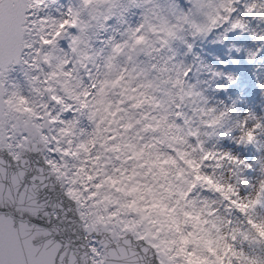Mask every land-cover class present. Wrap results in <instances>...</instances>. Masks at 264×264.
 Instances as JSON below:
<instances>
[{
    "label": "snow or ice",
    "instance_id": "snow-or-ice-1",
    "mask_svg": "<svg viewBox=\"0 0 264 264\" xmlns=\"http://www.w3.org/2000/svg\"><path fill=\"white\" fill-rule=\"evenodd\" d=\"M0 264H264V0H0Z\"/></svg>",
    "mask_w": 264,
    "mask_h": 264
}]
</instances>
